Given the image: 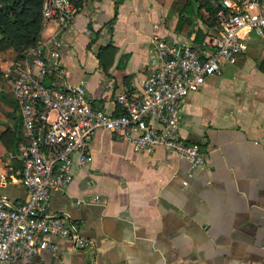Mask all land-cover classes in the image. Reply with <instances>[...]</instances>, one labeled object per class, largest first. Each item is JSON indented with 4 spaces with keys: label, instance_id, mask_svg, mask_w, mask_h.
I'll list each match as a JSON object with an SVG mask.
<instances>
[{
    "label": "crops",
    "instance_id": "0c3cea01",
    "mask_svg": "<svg viewBox=\"0 0 264 264\" xmlns=\"http://www.w3.org/2000/svg\"><path fill=\"white\" fill-rule=\"evenodd\" d=\"M201 2L83 0L57 32L64 79L83 83L93 106L116 113L115 92L140 88L155 37L197 44V31L204 38L214 30ZM54 29L47 22L40 38ZM14 56L0 52V134L9 146L0 139V193L23 200L16 157L23 130L4 77ZM179 104L180 133L206 152V163L192 167L162 147L134 152L97 128L86 163L47 205L65 211L93 245L74 250L56 238L55 251L5 264H264V35L250 36L234 63L222 62Z\"/></svg>",
    "mask_w": 264,
    "mask_h": 264
},
{
    "label": "built area",
    "instance_id": "2783aa9c",
    "mask_svg": "<svg viewBox=\"0 0 264 264\" xmlns=\"http://www.w3.org/2000/svg\"><path fill=\"white\" fill-rule=\"evenodd\" d=\"M207 2L214 30L199 44L155 37L140 88L115 92L121 111L111 113L89 102L83 83L69 84L63 77L57 32L71 21L75 7L69 0H42L40 25L51 21L56 29L26 47L4 72L20 114L23 139L16 157L27 194L12 200L0 193V264L55 251L56 238L68 239L74 250L93 245L65 211L47 205L54 192L65 190L74 168L86 163L87 142L97 128L119 134L134 152L162 147L192 167L206 163V152L180 133V100L222 62L234 63L250 36L264 35V0Z\"/></svg>",
    "mask_w": 264,
    "mask_h": 264
},
{
    "label": "trees",
    "instance_id": "16d2710c",
    "mask_svg": "<svg viewBox=\"0 0 264 264\" xmlns=\"http://www.w3.org/2000/svg\"><path fill=\"white\" fill-rule=\"evenodd\" d=\"M69 1L75 9H77L83 0ZM41 3L42 0H0V52L10 49L15 53L14 60L18 61L23 57L25 48L35 44L40 39ZM201 4L208 10V18L210 20L208 24L211 26L212 20L210 18L209 4L207 0H202ZM189 10L192 11V8H188L186 12ZM185 15L186 13H184L183 17H185ZM114 18L115 10L105 24L110 26ZM183 20L187 19L184 18ZM96 33L97 31H94L95 35ZM197 35V44H199L203 39V34L197 31ZM91 42L92 38L89 43ZM43 81L51 83L52 79L45 76L43 77ZM120 111L121 110H118L116 113ZM5 135L6 131L2 132L0 134V139L5 146L9 148L8 144L4 141Z\"/></svg>",
    "mask_w": 264,
    "mask_h": 264
},
{
    "label": "rangeland",
    "instance_id": "374dc122",
    "mask_svg": "<svg viewBox=\"0 0 264 264\" xmlns=\"http://www.w3.org/2000/svg\"><path fill=\"white\" fill-rule=\"evenodd\" d=\"M210 21V20H209ZM212 24H213V21H212Z\"/></svg>",
    "mask_w": 264,
    "mask_h": 264
}]
</instances>
